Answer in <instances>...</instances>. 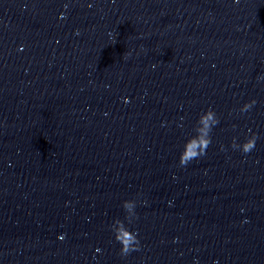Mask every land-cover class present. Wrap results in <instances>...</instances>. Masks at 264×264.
I'll list each match as a JSON object with an SVG mask.
<instances>
[{"label": "water", "instance_id": "obj_1", "mask_svg": "<svg viewBox=\"0 0 264 264\" xmlns=\"http://www.w3.org/2000/svg\"><path fill=\"white\" fill-rule=\"evenodd\" d=\"M0 264H264V0H0Z\"/></svg>", "mask_w": 264, "mask_h": 264}, {"label": "clouds", "instance_id": "obj_2", "mask_svg": "<svg viewBox=\"0 0 264 264\" xmlns=\"http://www.w3.org/2000/svg\"><path fill=\"white\" fill-rule=\"evenodd\" d=\"M255 101H253L254 103ZM252 147V144L251 143H247L244 145V151H248L250 148ZM125 206L128 207V208H131L132 207V202L131 201H125ZM121 231H119L117 234V238L118 239H122L123 241V244H124V248L122 249L123 252H128L130 250V248H135V247H138L140 244H139V239L138 237H136L135 235H132V236H129V235H119Z\"/></svg>", "mask_w": 264, "mask_h": 264}]
</instances>
